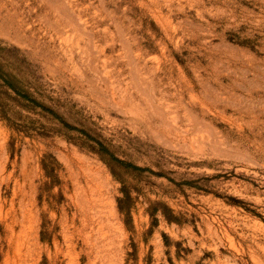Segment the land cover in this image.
Masks as SVG:
<instances>
[{
  "label": "rangeland",
  "instance_id": "1",
  "mask_svg": "<svg viewBox=\"0 0 264 264\" xmlns=\"http://www.w3.org/2000/svg\"><path fill=\"white\" fill-rule=\"evenodd\" d=\"M0 67V264H264V0H0Z\"/></svg>",
  "mask_w": 264,
  "mask_h": 264
},
{
  "label": "trees",
  "instance_id": "2",
  "mask_svg": "<svg viewBox=\"0 0 264 264\" xmlns=\"http://www.w3.org/2000/svg\"><path fill=\"white\" fill-rule=\"evenodd\" d=\"M0 114L2 117L9 119L8 117V105L3 102L1 98L4 95L9 96L7 91H11L17 95L23 101H29L31 103H37L35 99H33L32 95L27 91L24 87L16 83V79L8 74L5 73L0 67ZM2 88H6L7 91L3 92ZM104 148V147H101ZM128 196V195H127Z\"/></svg>",
  "mask_w": 264,
  "mask_h": 264
}]
</instances>
